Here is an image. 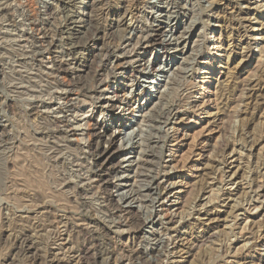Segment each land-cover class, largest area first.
<instances>
[{
	"label": "rangeland",
	"instance_id": "obj_1",
	"mask_svg": "<svg viewBox=\"0 0 264 264\" xmlns=\"http://www.w3.org/2000/svg\"><path fill=\"white\" fill-rule=\"evenodd\" d=\"M0 5V264H227L249 252L263 264L264 237L244 248L239 230L251 219L264 228V0ZM153 25L163 34L149 46ZM92 29L102 36L95 50L76 49L74 32L86 42ZM109 98L125 100L129 119L113 120L117 108H103ZM174 108L178 116L164 117ZM94 122L107 125L104 140L116 132L109 189L92 168ZM224 160L237 171L232 181ZM164 189L175 195L158 201ZM109 191L117 203L133 196L132 216L106 206ZM235 200L231 234L224 227ZM134 251L143 257L129 259Z\"/></svg>",
	"mask_w": 264,
	"mask_h": 264
},
{
	"label": "bare ground",
	"instance_id": "obj_2",
	"mask_svg": "<svg viewBox=\"0 0 264 264\" xmlns=\"http://www.w3.org/2000/svg\"><path fill=\"white\" fill-rule=\"evenodd\" d=\"M261 4V3H260ZM1 6V5H0ZM6 8V7H5ZM4 11H5V9H4ZM0 12H3V8H0ZM84 20H83V28H84V30L85 31H88L89 29H90V25H91V22H90V17H88V13L85 11V14H84ZM119 21V20H118ZM69 22V21H68ZM262 24V22L260 23V25ZM94 28H96V27H94ZM34 29V31H33V34L34 35H41V28L38 26V25H35V27L33 28ZM161 29H162V27L160 26V25H153L152 26V29H151V31H152V35H150V39L147 41V45H149V46H153L156 42H157V40L159 39V37L163 34L162 32L163 31H161ZM90 31V30H89ZM92 31H93V29H92ZM91 31V32H92ZM98 30L96 29H94V31H93V33H94V35H93V37L91 38L90 36H92V34L90 35V36H87V37H90V39L89 38H87L85 35V37H86V39L87 40H85L84 39V41H86V42H82V38H81V36L82 35H80L81 33H78V32H74V41H75V43H76V49H78V48H82L83 49V47H85V48H87L88 49V52H89V54H91L94 50H95V48H96V44H97V42L99 41V40H101L102 39V36H101V33L100 32H97ZM80 32V31H79ZM102 32V31H101ZM111 32V31H110ZM109 32V34H110V36H112V34L111 33H113V32H111L110 33ZM133 32V31H132ZM172 32V31H171ZM89 33V32H88ZM172 35V34H171ZM83 37V36H82ZM170 40V39H169ZM73 41V42H74ZM102 41V40H101ZM74 43V44H75ZM73 44V43H72ZM166 45H168L167 43H166ZM161 46H164V45H161ZM72 47V46H71ZM44 50V49H43ZM74 50V49H73ZM107 51H109L108 49H107ZM95 53V52H94ZM101 53V52H100ZM143 60H141V61H139V62H142ZM55 66L57 67V69H61L62 71H64V72H66V69H64V65L61 63V62H56L55 63ZM69 71V70H68ZM73 71V70H72ZM74 74H75V72H73ZM82 78H81V75H79V74H77L76 73V76L74 77V83L75 84H78L79 86H82V85H84L86 82H84V84H83V82H82ZM73 81V80H72ZM90 82V81H89ZM60 83V82H59ZM73 83V84H74ZM96 84V83H95ZM77 86V85H76ZM86 86V85H85ZM84 87V86H83ZM62 88V87H61ZM82 88V87H81ZM48 89V88H47ZM79 89V88H78ZM83 89V88H82ZM116 90H119V87H117V88H115ZM88 90V89H87ZM114 91V99L116 98H118V96H117V91ZM82 91V90H81ZM88 92V91H87ZM89 95V94H88ZM72 100H74V99H70L68 102L69 103H71V106H70V108H74V107H76V106H79L78 104L79 103H77V102H74L73 103V101ZM112 100L113 99H107V101L105 102V106L103 107L106 111L107 110H111V111H113L115 108H117V115L115 116V117H113V120H117L118 121V123H120L121 121H123V120H127V119H129V117H130V114H129V112L130 111H127L126 110V105H127V103L125 102V100H120V102H119V105L118 106H116V105H114V103L112 102ZM75 101V100H74ZM176 104V103H175ZM178 108V107H177ZM127 111V112H126ZM167 111V110H166ZM161 112V111H160ZM127 113V114H126ZM180 114V112H179V109L177 110V109H172V110H168L166 113H165V116L164 117H167V116H171V115H173L174 117H176V116H178ZM161 115V114H160ZM161 115V116H162ZM152 117V116H151ZM155 118H156V116H155ZM171 118V117H170ZM184 118V117H183ZM153 119V118H152ZM156 119H158V117L156 118ZM166 119V118H165ZM169 119V118H168ZM172 120V119H171ZM251 120H252V118H251ZM48 121V120H47ZM112 121V120H111ZM169 121V120H168ZM51 122V121H50ZM148 122V121H147ZM159 122H160V120H159ZM165 122V121H164ZM250 124H251V122H250ZM91 125V124H90ZM243 125H245V124H243ZM125 126L126 125H124V127H122V126H120V128H123V130H124V128H125ZM92 128H93V137H94V139L95 140H97L98 141V144H97V148H96V152H94L93 154H94V156L92 155V168L97 172V174L98 175H96V180H97V182H100L101 183V185L103 186V187H105V188H108L109 189V183H108V180L106 179V176H107V174L105 173V172H107V168L108 167H106L107 165V163H108V159H109V157L111 156V155H113L115 152L114 151H112V146H113V143H114V141H115V139H116V132H112V133H109L108 134V138L107 139H105L104 140V136L108 133V130H107V125L104 123V122H94V123H92ZM43 129V128H42ZM123 130H121V131H123ZM60 131V130H59ZM120 132V131H119ZM134 139H136L137 137L135 136V137H133ZM134 139H132V142H133V140ZM138 139V138H137ZM96 141V142H97ZM130 141H131V139H130ZM140 141V140H139ZM102 142H104L105 144H106V147L104 146L103 147V149H99V147H100V143H102ZM248 142V141H247ZM251 143V142H250ZM137 141H135V142H133V143H131V146H134V147H136L137 146ZM252 145V144H251ZM131 146H129V147H131ZM138 146H139V144H138ZM229 146V145H228ZM234 147V146H233ZM252 149H253V146H251L250 148H249V150H251L252 151ZM36 150V149H35ZM227 150L229 151V148H227ZM239 150V149H238ZM256 150V149H255ZM225 151V150H224ZM234 153V151H230L229 152V154H227V155H230V154H233ZM250 154V153H249ZM152 155V154H151ZM217 156V155H216ZM249 156V155H248ZM87 157V156H86ZM249 159V158H248ZM260 159H262V158H260ZM253 160H254V158H253ZM221 161H223V160H221ZM9 163V162H8ZM7 163V164H8ZM221 164V163H220ZM226 164H228V162L227 161H225L224 160V162H222V166H225V167H227L228 169L225 171V170H223V176H224V179L225 180H227V181H232V178L236 175V170L235 171H231V170H229L230 168L226 165ZM129 165H130V163H129ZM232 165V164H231ZM262 165V164H261ZM230 166V165H229ZM259 166V165H258ZM221 168V167H220ZM264 169V168H263ZM238 170H239V167H238ZM243 172V171H242ZM241 172V173H242ZM262 172V171H261ZM248 174V173H247ZM257 177V176H256ZM122 178V177H121ZM261 178V177H260ZM162 179H163V177H162ZM255 179V178H254ZM253 179V180H254ZM158 180V179H157ZM243 180V179H242ZM264 180V179H263ZM255 182V181H254ZM121 184V183H120ZM227 184H235V183H230V182H227ZM117 185H119V184H117ZM159 184L158 183H156V180L153 182H151V184L148 186V188L145 190L147 193L149 192V191H154V189L155 188H158L157 186H158ZM172 185V184H171ZM254 185V184H253ZM120 186V185H119ZM123 186V185H122ZM124 186H126V185H124ZM129 186V185H128ZM173 186V185H172ZM245 186V185H244ZM247 186V185H246ZM252 186V185H251ZM263 186V185H262ZM102 187V188H103ZM231 187V186H230ZM261 187V186H260ZM112 188V187H111ZM115 188V190L116 191H118L119 189L117 188V186H115L114 187ZM255 188V187H254ZM113 189V188H112ZM237 189V188H236ZM236 189L235 190H233V191H236ZM250 189V188H249ZM253 189V188H252ZM264 189V188H263ZM165 191H164V193H163V195H158L157 197L159 198L158 199V201L160 200V199H164V201L165 200H167L168 199V197H170V196H174L175 194L173 193L172 194V191L171 190H166V189H164ZM215 190V189H214ZM114 191V190H113ZM244 191V190H243ZM262 191V190H261ZM152 192H149V194H151ZM163 192V191H162ZM228 192V191H227ZM260 192V191H259ZM157 193V192H156ZM158 193H159V191H158ZM131 194V193H130ZM237 194V193H236ZM240 194V193H239ZM256 194V193H255ZM223 195V194H222ZM228 195V198L230 197V195H231V192H228V194H225V195H223V196H227ZM258 196V195H257ZM126 197V196H125ZM129 197H133V196H129ZM128 197V198H129ZM232 197V196H231ZM123 198V197H122ZM128 198L126 199V200H128ZM136 198V197H135ZM251 198V197H250ZM130 199V198H129ZM253 199H254V197H253ZM258 198H256V200H257ZM262 199V198H261ZM104 200H105V203H106V206L108 207V208H110L111 207V209H113V213H115V214H121V216L123 215V216H125V217H130V216H132L133 215V209H132V202L130 201V200H128L129 202H127L125 199H120L119 198V200L122 202V203H117L116 201H115V199H114V195L112 194V192H110L109 191V193L107 192L106 194H105V197H104ZM119 200H117V201H119ZM133 200H134V198H133ZM132 200V201H133ZM212 200V199H211ZM163 201V200H162ZM247 201H249V200H247ZM258 201V200H257ZM233 202V201H232ZM246 202V201H245ZM134 203V202H133ZM159 203H162V202H159ZM172 203V202H171ZM249 203H250V201H249ZM252 203H255V200H254V202H252ZM263 203V202H262ZM243 204V203H242ZM260 204H261V202H260ZM155 205V204H154ZM160 205V204H159ZM250 206H254L253 208H254V210L255 209H258L259 207L258 206H256V205H254V204H251L250 203ZM262 206V205H261ZM249 207V206H248ZM238 208H241L240 207V204H239V202L237 201V200H235V202H233L232 203V210H231V212H230V216L229 217H232L231 218V222H230V224L228 225V227H224V229H228L230 232H231V234H233V231H234V229H236L235 227H236V222H237V217H238V214L236 213L237 211H240V209H238ZM238 209V210H237ZM260 209V208H259ZM229 210V209H228ZM243 210V209H242ZM212 211V210H211ZM211 211H209V212H211ZM214 212V211H213ZM206 213V212H205ZM247 213V212H246ZM208 214V213H207ZM206 214V215H207ZM228 214V213H227ZM198 215V214H197ZM212 215V214H211ZM257 216V215H256ZM201 218H203V217H201ZM243 218V217H242ZM263 218V217H262ZM198 219V218H197ZM196 219V220H197ZM226 219V218H225ZM244 219V218H243ZM126 221V220H125ZM172 221V220H171ZM259 222V221H258ZM202 223V222H201ZM244 223V222H243ZM149 224L150 225H154V220L153 219H150L148 222H145V223H140L139 224V230L140 231H142L145 227H147V225L149 226ZM239 225V224H238ZM240 227V226H239ZM242 227V226H241ZM226 229V230H227ZM144 231V230H143ZM228 231V232H229ZM236 231H238L237 229H236ZM157 232V231H156ZM180 232V231H179ZM178 232V233H179ZM186 233V232H185ZM236 233V232H235ZM180 234V233H179ZM184 234V233H183ZM239 234H240V239L241 240H243V241H245V245H244V248L246 247V245L248 244V242H250L251 244H253L252 242H254V241H256V240H258L259 238H261V237H264V228L263 227H261L260 225H255L253 222H252V219H251V221H246L245 223H244V227H242L240 230H239ZM215 235V234H214ZM235 235V234H234ZM158 238V237H157ZM175 238H176V236H175ZM177 238H179V235L177 236ZM171 239H173V238H171ZM181 239V238H180ZM184 239V238H183ZM264 239V238H263ZM170 240V239H169ZM160 241V240H159ZM157 241L156 243H158V244H162V241ZM172 241V240H171ZM182 241V240H181ZM180 241V242H181ZM233 241V240H232ZM259 241V240H258ZM25 242V241H24ZM173 242V241H172ZM171 242V243H172ZM175 242V241H174ZM183 242V241H182ZM260 242V241H259ZM264 243V242H263ZM168 244V243H167ZM203 244V243H202ZM222 244V243H221ZM256 244V243H255ZM172 245V244H171ZM175 245H177V246H179V248H180V244L178 245L177 243H175ZM187 245V244H186ZM232 245V244H231ZM26 246V245H25ZM173 246V245H172ZM28 247V246H27ZM156 247H158L157 245H156ZM155 247V248H156ZM254 248L255 247H257V245H255V246H253ZM263 247H264V245H263ZM229 248V247H228ZM252 248V247H251ZM253 249V248H252ZM251 249V250H252ZM154 250V249H153ZM180 250H182V249H180ZM229 250V252L231 251L230 250V248L228 249ZM228 250H227V252H228ZM243 250H245V249H243ZM234 251V250H233ZM250 251V250H249ZM177 252V251H176ZM82 253V252H81ZM172 253V252H171ZM243 253V252H242ZM246 253V252H245ZM250 253V252H249ZM249 253H247V255L249 254ZM143 255H144V253H142V252H140V251H134L133 253H131V255H129V259H131V258H140V257H143ZM172 255V254H171ZM178 255V254H177ZM176 255V256H177ZM232 255V254H231ZM242 255V254H241ZM240 254H236V253H234L231 257H232V261L230 262H226L227 264H252V260H251V258H250V256L248 255H246V256H241ZM230 256V255H229ZM256 258V257H255ZM172 259V258H171ZM132 260V259H131ZM131 260H126V261H131ZM134 260V259H133ZM140 260H144V259H140ZM152 260V259H151ZM260 260V259H259ZM153 261V260H152ZM261 261H263V264H264V259H262ZM145 262V264H150V263H152L151 261H148V259H146V261H144ZM259 262V261H258ZM155 263V262H154ZM157 263V262H156ZM222 263V262H221ZM101 264H105V262H101Z\"/></svg>",
	"mask_w": 264,
	"mask_h": 264
}]
</instances>
